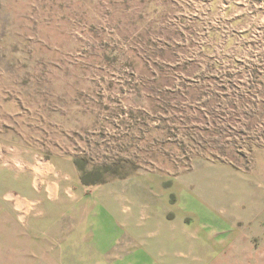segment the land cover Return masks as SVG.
Masks as SVG:
<instances>
[{
    "label": "rangeland",
    "instance_id": "374dc122",
    "mask_svg": "<svg viewBox=\"0 0 264 264\" xmlns=\"http://www.w3.org/2000/svg\"><path fill=\"white\" fill-rule=\"evenodd\" d=\"M228 1L0 0V264L26 259L43 230L98 246L99 262L178 257L140 230L178 224L186 244L199 225L183 189L209 178L258 207L237 243L264 262V69L251 57L264 50L240 39Z\"/></svg>",
    "mask_w": 264,
    "mask_h": 264
},
{
    "label": "crops",
    "instance_id": "0c3cea01",
    "mask_svg": "<svg viewBox=\"0 0 264 264\" xmlns=\"http://www.w3.org/2000/svg\"><path fill=\"white\" fill-rule=\"evenodd\" d=\"M225 15L229 24H239L241 30V38L246 41L248 34L253 33L250 41L258 44L259 49L264 50V0H229L226 5ZM239 39V40H240ZM244 44V42H243ZM258 49V50H259ZM242 50V49H241ZM253 52V51H252ZM252 53L245 52L243 57H248ZM236 57V56H235ZM253 61H258L253 68L256 70L264 69V51L257 52L251 55ZM237 58V57H236ZM261 62V63H260ZM215 170H223L229 175L237 178L235 171H228V167L208 168ZM225 169V170H224ZM209 180L196 182L193 185H185L184 192L186 193L187 210L198 220L197 235L191 231L187 232V243H181L179 230L175 229L178 224L173 227L166 223H162L161 227L145 228L140 230L141 238L150 239L153 247L157 252H165L174 254L167 261H142V260H125L114 261V256H107L109 261L99 262L100 256L90 257L89 253L99 254L98 246H90L88 244H79L68 242L63 239V231L43 230L34 231L28 234L33 237L28 240L25 248L28 250L26 259H22L16 264H264L259 260L254 259V253L260 251L259 246H254L249 240L248 244L237 243L238 237L243 235L239 233L238 222H246L253 229V214L258 207L248 201V207L245 209V203L242 200L243 193H239L241 188H237L236 183L229 184L222 182L223 180ZM251 193L248 192L250 197ZM224 205L226 206L225 208ZM222 206V207H220ZM226 215L228 220V229L224 231V217L220 212ZM132 223V217L130 219ZM252 226V227H251ZM163 227V228H162ZM200 229V230H199ZM159 233V234H158ZM252 232H249L251 234ZM66 235V234H65ZM67 236V235H66ZM77 237V236H76ZM158 237V239H154ZM162 237V238H161ZM184 237V236H183ZM244 237V236H243ZM146 240V239H145ZM143 241L149 243V241ZM23 247V246H20ZM264 249V246H262ZM113 249V248H112ZM94 250V251H92ZM209 253L205 261L195 258L194 261H180L181 253ZM248 252L250 255L247 259H241L238 254ZM227 254V255H226ZM226 255V256H225ZM114 257V258H113ZM95 260V261H94ZM12 263V264H15Z\"/></svg>",
    "mask_w": 264,
    "mask_h": 264
},
{
    "label": "trees",
    "instance_id": "16d2710c",
    "mask_svg": "<svg viewBox=\"0 0 264 264\" xmlns=\"http://www.w3.org/2000/svg\"><path fill=\"white\" fill-rule=\"evenodd\" d=\"M82 182H83V184H85V185H90V184H91V182L88 181V180L85 178V176L82 177Z\"/></svg>",
    "mask_w": 264,
    "mask_h": 264
}]
</instances>
